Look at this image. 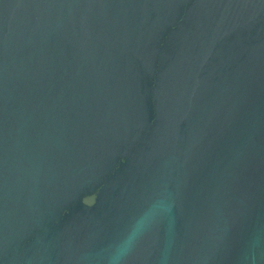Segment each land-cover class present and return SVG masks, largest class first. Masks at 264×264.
<instances>
[{
	"label": "water",
	"instance_id": "95a60500",
	"mask_svg": "<svg viewBox=\"0 0 264 264\" xmlns=\"http://www.w3.org/2000/svg\"><path fill=\"white\" fill-rule=\"evenodd\" d=\"M0 264H264V0H0Z\"/></svg>",
	"mask_w": 264,
	"mask_h": 264
}]
</instances>
